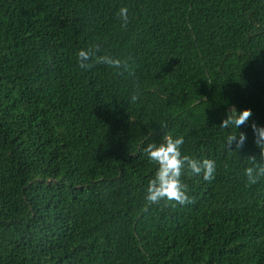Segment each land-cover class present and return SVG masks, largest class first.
Segmentation results:
<instances>
[{
    "label": "trees",
    "instance_id": "trees-1",
    "mask_svg": "<svg viewBox=\"0 0 264 264\" xmlns=\"http://www.w3.org/2000/svg\"><path fill=\"white\" fill-rule=\"evenodd\" d=\"M87 47L128 68L81 69ZM233 106L252 109L239 152L218 125ZM253 122L264 0H0V264H264ZM162 131L217 161L183 205L144 198Z\"/></svg>",
    "mask_w": 264,
    "mask_h": 264
},
{
    "label": "clouds",
    "instance_id": "clouds-1",
    "mask_svg": "<svg viewBox=\"0 0 264 264\" xmlns=\"http://www.w3.org/2000/svg\"><path fill=\"white\" fill-rule=\"evenodd\" d=\"M121 21L126 24L128 20V9L121 6L118 9ZM78 66L87 69L94 62L120 68H128L126 61L108 54H97L94 47L81 48L76 52ZM139 90L134 92L130 100L135 102L138 98ZM252 114L250 107L237 110L231 107L226 116L218 124L221 130L229 131L224 136V145L227 149H235L237 152L243 147L246 140V133L240 130L243 124ZM160 129H166V122L159 123ZM254 133V143L259 148V155H246L254 163L243 169L246 182L255 184L261 177H264V125L255 122L251 124ZM231 129L238 131L232 132ZM184 144L183 135H172L167 131H162L161 140L147 143L142 147L141 152L146 154L150 162H154L157 167L152 178L148 181L145 189V201L157 203L161 200L178 204H185L190 201L187 193V184L183 177L188 173L201 175L206 181L212 180L217 171V161L212 158H194L183 153L181 146ZM234 145V147H232ZM257 157L259 158L257 161Z\"/></svg>",
    "mask_w": 264,
    "mask_h": 264
}]
</instances>
